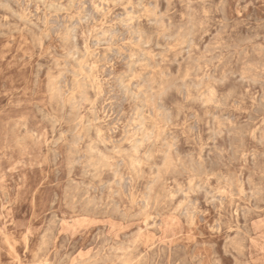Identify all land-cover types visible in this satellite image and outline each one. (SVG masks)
<instances>
[{"label": "rangeland", "instance_id": "obj_1", "mask_svg": "<svg viewBox=\"0 0 264 264\" xmlns=\"http://www.w3.org/2000/svg\"><path fill=\"white\" fill-rule=\"evenodd\" d=\"M0 264H264V0H0Z\"/></svg>", "mask_w": 264, "mask_h": 264}, {"label": "bare ground", "instance_id": "obj_2", "mask_svg": "<svg viewBox=\"0 0 264 264\" xmlns=\"http://www.w3.org/2000/svg\"><path fill=\"white\" fill-rule=\"evenodd\" d=\"M84 19V18H83ZM73 31V30H72ZM33 174V173H32Z\"/></svg>", "mask_w": 264, "mask_h": 264}]
</instances>
